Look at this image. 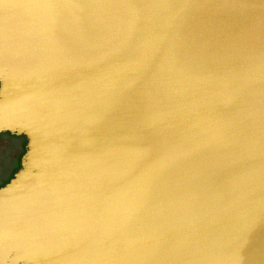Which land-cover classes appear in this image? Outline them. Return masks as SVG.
I'll list each match as a JSON object with an SVG mask.
<instances>
[{
    "label": "water",
    "instance_id": "95a60500",
    "mask_svg": "<svg viewBox=\"0 0 264 264\" xmlns=\"http://www.w3.org/2000/svg\"><path fill=\"white\" fill-rule=\"evenodd\" d=\"M0 264H264V0H0Z\"/></svg>",
    "mask_w": 264,
    "mask_h": 264
},
{
    "label": "rangeland",
    "instance_id": "374dc122",
    "mask_svg": "<svg viewBox=\"0 0 264 264\" xmlns=\"http://www.w3.org/2000/svg\"><path fill=\"white\" fill-rule=\"evenodd\" d=\"M25 143L24 136L0 133V184L20 168Z\"/></svg>",
    "mask_w": 264,
    "mask_h": 264
},
{
    "label": "flooded vegetation",
    "instance_id": "af4514ba",
    "mask_svg": "<svg viewBox=\"0 0 264 264\" xmlns=\"http://www.w3.org/2000/svg\"><path fill=\"white\" fill-rule=\"evenodd\" d=\"M13 136H14V135H13ZM22 137H23V136H22ZM5 181H6V180H5ZM5 181H4L2 184H0V186L3 185L4 183H6L8 180H7L6 182H5Z\"/></svg>",
    "mask_w": 264,
    "mask_h": 264
},
{
    "label": "trees",
    "instance_id": "16d2710c",
    "mask_svg": "<svg viewBox=\"0 0 264 264\" xmlns=\"http://www.w3.org/2000/svg\"><path fill=\"white\" fill-rule=\"evenodd\" d=\"M11 176H12V173H11L10 177H11ZM10 177L6 178V181H7ZM6 181H5V182H6Z\"/></svg>",
    "mask_w": 264,
    "mask_h": 264
}]
</instances>
